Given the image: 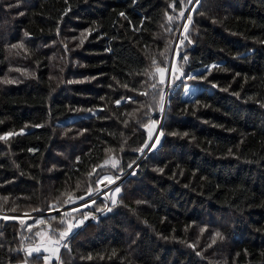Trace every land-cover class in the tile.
I'll list each match as a JSON object with an SVG mask.
<instances>
[{"label":"trees","instance_id":"16d2710c","mask_svg":"<svg viewBox=\"0 0 264 264\" xmlns=\"http://www.w3.org/2000/svg\"><path fill=\"white\" fill-rule=\"evenodd\" d=\"M192 2L0 0V213L54 212L0 217V264L44 223L53 264H264V0H195L166 92Z\"/></svg>","mask_w":264,"mask_h":264},{"label":"rangeland","instance_id":"374dc122","mask_svg":"<svg viewBox=\"0 0 264 264\" xmlns=\"http://www.w3.org/2000/svg\"><path fill=\"white\" fill-rule=\"evenodd\" d=\"M194 1L195 0H193L192 4L186 9L185 12L182 13L183 18H182L181 26H180L179 31H178L179 36L177 33V37H176L177 42H178V39L180 37L181 31L186 26V23L188 21V17L190 16V11L192 10L194 3H195ZM176 40L174 43V48L172 51L173 53H172V56L170 59L169 67H168L166 92H168V88H169L168 83L170 81L171 71L173 69L172 64H173V56L175 55V47L177 44ZM171 60H172V63H171ZM196 93H197V87L192 86V85H187L185 87L184 97L186 99H192L195 97ZM162 121H163V118L161 119V121L157 125L154 124V126L157 128L156 132L154 133V136H153V138H155L154 141L157 138V136H156L157 130H158V127L159 128L161 127ZM152 145H153V143H152ZM148 147H147V149H148ZM103 165H111V166L115 165V158L107 159L106 162L103 163ZM124 175L122 177H119V178H115L112 175H107L106 177H108L109 180H111L113 182L110 183L109 180L103 179L99 184V187H100L99 191L94 196L84 198V200H82V201L81 200H79V201L75 200L74 202L71 203L70 208H67V205H66L64 208L59 209L58 211L62 212L65 209L71 210V209H75V208L77 209V207L78 208L83 207L84 205L91 203L92 202L91 198H94V197H97V198L102 197V198H105V201H107V202H110V203L114 202L117 198V196L115 195L116 192H114V191L116 188H119V183L122 181V178L124 177ZM101 189H104V192H102ZM100 193H102V194L100 195ZM52 213H54V212H46V213H42L39 215H37L36 213L30 214V215H19V214H14V213H0V217H4V218H8V219H17V218L25 219V220H27L25 223H27L28 226H35L36 224L41 223L40 221H42V219L41 218L37 219V220L34 219L33 221H28V219H33L34 216L40 217L42 215H47V214H52ZM64 238H65V236L61 237V235L58 237L52 236L50 229H49V226L46 223H44L35 229L34 234L31 236L30 240L28 241L29 243L26 242L25 253H26L28 258H31L32 256H34L35 253H38L39 256H41L43 258V262L41 264H53V262L55 260H58L60 249H61V246L63 245ZM13 264H31V263L28 262L27 260H24V261H21L19 263H13Z\"/></svg>","mask_w":264,"mask_h":264},{"label":"snow or ice","instance_id":"6c2138e0","mask_svg":"<svg viewBox=\"0 0 264 264\" xmlns=\"http://www.w3.org/2000/svg\"><path fill=\"white\" fill-rule=\"evenodd\" d=\"M197 2H199V0H197ZM188 20H191V17H190V16L188 17ZM183 59L186 61V60H187V57L185 56V57H183ZM160 71L163 72L164 70L161 69ZM181 75H183V73H181ZM190 78H191V79H195V77H190ZM164 82H165L164 80H161V81H160L161 84H163ZM153 87H156V85H153ZM161 98H162V97H161ZM117 103H119V101H117ZM113 166H115V165H113ZM104 179L109 180L108 177H105ZM109 182L111 183V182H113V181L109 180ZM115 191H116V192H119L120 189H119V188H116ZM40 222L43 223V221H40ZM71 227H72V226L69 225V230L71 229ZM60 235H61V237H64V236L67 235V232H61Z\"/></svg>","mask_w":264,"mask_h":264},{"label":"built area","instance_id":"2783aa9c","mask_svg":"<svg viewBox=\"0 0 264 264\" xmlns=\"http://www.w3.org/2000/svg\"><path fill=\"white\" fill-rule=\"evenodd\" d=\"M97 217H98V214H96V213H89L88 214V217H87V220L88 221H91V220L96 219Z\"/></svg>","mask_w":264,"mask_h":264},{"label":"water","instance_id":"95a60500","mask_svg":"<svg viewBox=\"0 0 264 264\" xmlns=\"http://www.w3.org/2000/svg\"><path fill=\"white\" fill-rule=\"evenodd\" d=\"M178 36H179V32H178ZM176 42H177V40H176ZM171 63H172V60H171ZM159 129L160 128L158 127L157 133H158ZM154 139L155 138L152 139V141L150 142L149 147H148V149L146 151H148L150 149V147L152 146V143L154 142Z\"/></svg>","mask_w":264,"mask_h":264},{"label":"bare ground","instance_id":"6f19581e","mask_svg":"<svg viewBox=\"0 0 264 264\" xmlns=\"http://www.w3.org/2000/svg\"><path fill=\"white\" fill-rule=\"evenodd\" d=\"M114 192H116V191H114ZM117 193V192H116ZM68 207V206H67Z\"/></svg>","mask_w":264,"mask_h":264}]
</instances>
